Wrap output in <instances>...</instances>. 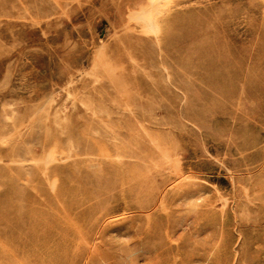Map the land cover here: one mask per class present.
Here are the masks:
<instances>
[{
	"label": "rangeland",
	"instance_id": "obj_1",
	"mask_svg": "<svg viewBox=\"0 0 264 264\" xmlns=\"http://www.w3.org/2000/svg\"><path fill=\"white\" fill-rule=\"evenodd\" d=\"M0 264H264V0H0Z\"/></svg>",
	"mask_w": 264,
	"mask_h": 264
}]
</instances>
